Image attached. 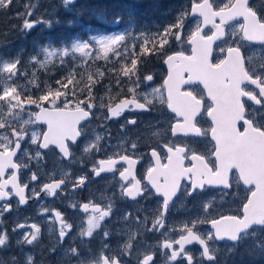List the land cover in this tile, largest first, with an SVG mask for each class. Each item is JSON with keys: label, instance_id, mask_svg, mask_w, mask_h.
I'll use <instances>...</instances> for the list:
<instances>
[{"label": "snow or ice", "instance_id": "obj_1", "mask_svg": "<svg viewBox=\"0 0 264 264\" xmlns=\"http://www.w3.org/2000/svg\"><path fill=\"white\" fill-rule=\"evenodd\" d=\"M60 2L65 10H75L77 15L90 13L103 19L105 10L90 7L87 0L75 9L77 0ZM12 3L13 0H0V11L8 9ZM35 7L29 4L24 13L17 14L23 18L22 32L27 33L41 24L50 28L60 22L39 16L29 19ZM113 22L119 23V20ZM73 23L68 21L69 26ZM126 36H130L131 41ZM141 36L142 39L130 33L94 35L91 41H76L70 48L59 49L37 45L38 51L28 61H23L19 52L9 56L0 50V80L8 82L0 87V202H3L0 203V264H21L15 255L7 258L2 255L12 247L4 215L15 208L18 216L19 206L28 202L25 195L28 181L19 180L18 174L24 169L31 172L33 161L37 168H42L45 155L57 157L50 145L60 153L54 164L63 159H68L70 164L82 162V157L71 147L76 145L93 161L91 172L95 176L118 172L123 182L118 185L120 200L131 199L139 204L138 197L158 198L151 217L147 213L136 215L135 227L125 223L115 231L103 223L106 218L122 223L132 215L129 212L116 215L119 209L115 192L111 197L101 194L106 200L103 208L91 201L82 205L70 202L68 207L91 213L87 218L88 227H81L70 236L72 225L63 220L59 211L42 209V213L52 212L61 221L56 244L49 251L62 252L64 264H156L157 255L163 259V264H227L226 257L242 246V255L251 259L264 258V0H226L222 5L216 0H189L187 5H180L173 23L151 35L141 32ZM170 42L190 46V53L170 52L166 47ZM2 47L0 45V49ZM109 53L112 57L130 60V66L127 62L121 65V72L133 85L128 89L132 96L107 105L108 114L102 116L92 111L95 105L90 87L86 86L87 102L80 100L73 104L67 96L68 91L76 94L78 84L75 68L71 65L89 59L109 61ZM145 53L162 60L168 69L167 77L161 88L146 85L151 88L150 92H137L142 83L137 75L138 60ZM214 53H218L215 60ZM41 54L43 60L38 59ZM53 58L60 65L68 66L67 75L56 80L60 88L52 89L45 84L34 98L31 90L22 88L18 81L24 78L32 83L29 67L46 64L55 67ZM140 62L146 63V60ZM133 76H136L134 81ZM31 77L35 78V73H31ZM144 80L152 81L153 76L148 74ZM116 83L119 85L120 81L117 79ZM70 84L72 89H68ZM193 84L202 85L206 96L198 89L184 88ZM35 87L39 88V83ZM62 96L65 99L58 105ZM154 101H159L162 107L157 108ZM25 105H34L38 111L28 110L25 119ZM99 107L105 105L101 103ZM125 110L157 113L149 122L152 129L149 143L155 142L156 146L150 148L144 184L134 171L145 155L140 151L139 137L130 138L124 134L116 145H108L130 154L113 151L106 159L95 161L96 152L107 151L101 141L110 138L111 131L101 125L105 133L95 132L90 116L108 120L120 117ZM202 114L210 118L209 125L201 122ZM38 123L47 125V131L37 132L34 126ZM129 124L136 125L137 120L126 119L120 125L122 133ZM209 137L214 142L210 148L206 143ZM78 138H82L79 144ZM28 144L35 145V149L22 147ZM40 149H49V152L42 153ZM117 164L121 167L117 168ZM69 177L70 173L66 172L59 180L34 185L30 196L36 199L59 197L68 190ZM85 179L81 176L78 182L73 181L72 190L82 187ZM29 180L37 181L38 174L31 172ZM209 189L215 191L205 197ZM241 189L246 195L239 207L227 213L222 211L231 207ZM13 196L18 197L15 206L9 202ZM196 201L199 208L195 204L188 207ZM174 213L183 214L178 223L176 218H170ZM205 224H210V230L200 228ZM47 231L51 236L55 230L49 226ZM149 232L158 233L160 239L154 244L145 241L144 247H139L136 241ZM17 233L15 245L24 255L23 264H35L33 254L25 253L23 246L40 245L41 227L29 223L28 218L23 222L15 219L12 234ZM66 236L71 241L67 245L64 243ZM97 238L100 241L98 254L92 251V242ZM194 243L201 249L198 257L186 247Z\"/></svg>", "mask_w": 264, "mask_h": 264}, {"label": "flooded vegetation", "instance_id": "obj_2", "mask_svg": "<svg viewBox=\"0 0 264 264\" xmlns=\"http://www.w3.org/2000/svg\"><path fill=\"white\" fill-rule=\"evenodd\" d=\"M224 1H219L216 0L217 4H223ZM189 3V0H125L124 4L120 6V8H126V17L129 19H132V17H137L134 13V11L139 12V16L142 17L143 19L147 18L146 16V11L147 8L150 10L154 11V13L157 16H160L163 14L162 13V8L161 5H166V4H173L174 6V13H172L173 16V22L175 20V17L179 11L180 5L184 4L187 5ZM119 8V9H120ZM111 9V11L115 8H107V10ZM158 18V24L156 25V29L153 31L154 33L157 30H162V28L166 27V24ZM138 21V20H137ZM190 26V25H188ZM187 30V29H185ZM175 31V29H174ZM205 31H209V28H205ZM166 47L169 48L170 52H175V51H180L183 50L185 54L190 53V46L188 45H183L181 46L178 43L175 42H170L169 45H166ZM136 51H139V48H136ZM218 58V53H214L213 55V60ZM113 59V58H112ZM140 60H146V63H141ZM119 61V62H117ZM127 62L130 66V60L125 61L121 60L118 58L116 61H113V64L104 63L102 62L99 67L100 71L96 72H90V75L92 77H98L100 79V82H98V89H94L92 91V96L94 99L92 100L93 104L95 107L92 109L93 112L97 113L98 115H107V105L112 104L114 105L115 103H118L122 99H130L132 96V93L128 91L130 87L133 85L129 81V77L124 76L121 72V69H118L123 63ZM102 67V69H100ZM116 67V68H115ZM138 71L137 75L140 77L142 83L141 87L137 89V92H143V91H148L149 92V87H146V85H150L151 87L157 86L159 88L162 87L164 79L167 77V66L163 64L162 60L157 57L153 56L151 54L145 53L144 56L140 57L138 60ZM113 68V69H112ZM89 74V73H88ZM88 74H85L84 76L87 77ZM148 74H151L153 76L152 81H146L144 80V77ZM102 77V78H101ZM119 77V78H117ZM117 79L120 81V84L118 85L116 83ZM132 80H136V76L132 77ZM100 86V87H99ZM188 88H195L198 89L201 93H203L206 96V93L204 92L203 88L198 85H193L192 87H186L185 89ZM111 89V90H110ZM68 91V90H66ZM81 96H79V99H82L83 101L87 102L89 100L87 90L84 89ZM164 95L166 97L167 93L166 91L164 92ZM65 99V97H61L59 101H57V104L60 105L61 102ZM67 99L72 101L74 104V101L76 100V97L74 98V95L72 94L71 91H68V96ZM103 103L105 105L104 108H100L99 105ZM155 105L157 108L162 107L159 103V101H154ZM209 102L206 100L205 104L207 105ZM84 107V105H81ZM166 107V106H164ZM87 110V109H86ZM157 115L156 112H151V113H146V112H140V111H133L129 112L125 110L123 114L118 117V118H113V119H95V117H91L90 119L93 121V127L95 128V132L104 134L105 133V127H102L101 125H105L108 129L111 131V137L106 138V140L101 141L102 144L105 145L107 148V151H99L96 152L95 155V161L98 162L100 159H106L107 156L112 155L113 151H121V149H115L113 147H109V143L111 145H116L119 141V138L121 135H128L130 138H140V143L142 145L141 150L145 155L143 156V159L140 160L134 168V171L137 175V179H141L142 184L146 183V180L144 179V170L148 166V163L150 162V148L155 147L156 144L155 142L149 143V138H150V133L152 129L149 127V122L153 121L154 117ZM202 120L201 122L207 126L211 123L210 118L206 116V114H202ZM136 119L137 124L136 125H127L126 126V132L122 133L120 125L124 123L126 119ZM198 119H201L198 117ZM84 123V122H83ZM38 125L40 128V133H43L47 129V125ZM94 135L92 136V139H94ZM82 138H78L77 143L79 144L81 142ZM71 145V142H68ZM206 143L209 145V148L211 147V144L214 143L211 141L210 137L206 141ZM24 147V145H22ZM72 149L76 152V154L80 157H82V162L76 163V164H70L68 159H63V160H58V163L52 164L50 166H47L48 170H46L48 175H44L41 171V168H37V166L32 162L31 165V172H36L38 174V180L37 181H30L29 177L31 175V172H29L28 169L22 170L18 176L19 180L21 181H28V188L25 189V195L28 198V202L24 205L19 206V215L17 216V212L14 208L12 212H6L4 215V225L7 228L9 234L11 235L12 239V247L7 251L2 253V255L7 258L9 256L15 255L17 256L20 260L23 259L24 255L20 251V248H18L15 245V240L17 238V234H12V226H13V221L15 219H19L21 222L24 221L25 218H28L29 223H37L41 227L42 231V236H41V244L33 248L32 246H23L24 252H35L38 255L37 259H39L41 256H44L48 259H53L57 260L59 258V255L62 253L59 250L55 253L50 252L49 248L53 245L56 244V239L58 237V230L60 228V223L61 221L57 220L56 217L52 214V212H43L42 209H51L53 212L54 211H59L62 214L63 220L66 221L67 223L72 225V229L69 232V236L72 235L73 233H76L79 228H87V218L91 213H84L80 208H70L68 207V204L70 202H78L80 205L83 203H88L92 202L95 204H99L102 208L104 207V204L106 203L105 199L101 198V194L103 193L105 197H111L112 193L115 192L117 196V209L119 211L116 212L117 216H122L124 212H129L132 215L129 217V220L127 222H122V223H117L113 219L111 222L109 221V218H106L103 223L108 224L109 228L112 231H115L119 228L124 227V224H130L133 227H135V224L133 223L136 215H141L143 216L145 213L151 217V214L153 210L156 208V200L158 199L157 197H150L149 199L145 200L143 198L138 197L137 199L139 200V204L136 202L132 201L131 199H125V200H120L119 199V187L118 185L123 183L120 180L118 172L113 174V173H101L100 176H95L91 172L92 164L93 161L90 160L87 156H85L82 151L77 148L76 145H71ZM127 147V146H126ZM50 149H54L55 152L57 153V157H53L51 154L45 155L43 157V160L41 161L42 165L46 161V158H49L52 160H57L60 153L59 149L50 146ZM42 153H48L49 149L42 150L40 149ZM122 154H130L129 153H123ZM19 155V153H18ZM134 158V157H133ZM187 164L188 161H185ZM53 165L56 166V170L54 172H51L53 168ZM124 167H127V165H123ZM117 168H120L121 165L117 164ZM9 172L12 170L9 169ZM70 173V177L68 178V190L62 194L59 195V197H42L41 199H36L32 198L30 196V191L31 188L34 185H37L42 182H50L51 180H59L61 178V175L63 173ZM81 176H85V183L82 187H78L75 189V191L72 190L71 184L73 181L78 182L79 178ZM64 187V186H62ZM214 189H209L208 192L204 193L205 197L211 196L214 193ZM246 193L241 189L238 193V195L235 197V202L231 203L230 208H224V212L227 213L230 210L234 211L239 207L240 202L244 199ZM18 199V197H11L10 201L14 206L15 202ZM3 203V202H1ZM193 204L196 205L197 208H199V203L197 204L196 202H193ZM192 206V205H191ZM192 208V207H191ZM178 213L171 214L170 217H175ZM210 224H207L209 228ZM49 226L54 228V233L50 236L48 234L47 229ZM201 226V225H200ZM210 230V228H209ZM163 231V230H161ZM153 236V237H152ZM178 238V237H176ZM87 239V238H85ZM118 239V238H117ZM146 240L147 243L151 244L153 239H160L158 233H147L146 235H141V237L137 240ZM70 242L69 238L66 236L64 243L67 245ZM113 244H115V239L113 240ZM100 241L99 239H95L92 242V251L93 253L98 254L100 251ZM178 248V245L175 246ZM59 249V246H57ZM39 249V250H38ZM194 255L198 256V253L201 251V249L198 246L192 245L188 247ZM161 257L157 255L155 257L156 261L161 260ZM127 259V258H126ZM56 264H60L59 262H55Z\"/></svg>", "mask_w": 264, "mask_h": 264}, {"label": "rangeland", "instance_id": "obj_3", "mask_svg": "<svg viewBox=\"0 0 264 264\" xmlns=\"http://www.w3.org/2000/svg\"><path fill=\"white\" fill-rule=\"evenodd\" d=\"M219 1H224V0H219ZM84 2H85V0H80V2H78L76 5H74L73 9L79 8L80 5ZM94 2L95 1L87 0V3L90 7H95L98 11L99 10H105L104 7H102V6H99V5L96 6L94 4ZM124 2H125V0H120L119 5L120 4L123 5ZM29 4H32V3H29ZM55 4L56 3H54L53 0L49 1V5H48L49 11L48 12L49 13L55 12L57 14V16L62 18L63 21L60 23L61 25H59L58 23H54L53 26L49 28V27L41 24V25H38L37 27H35L34 29L28 31L27 33H25V32L21 31L22 24H23V18L17 19V21L20 20V22H21L20 27L17 29V31L20 30V32L15 33L16 35L14 36V38H18L17 41L15 39L14 42L6 44V46H4L0 50L4 51L5 54L9 55V56H15L19 52L21 57H22V60L28 61L29 57L31 55H34L38 51L37 45L47 46V47H49V49L70 48L72 42H76V41L88 42V41H91V37L94 35L95 36H108V35H113V34L130 33L132 36H135L139 39H142L143 37L141 36V32H143L145 35H151L154 33L153 31H150L145 26L144 27L141 26L140 23L137 22L135 19L132 18L131 20L128 21L126 19L124 20V18L122 17V21H119V23H116V26H115L116 30L114 32H111L110 34H105V32L103 30H97V28H91V26L88 25L87 22H85L82 19V17L85 16V17L96 19L97 21L105 24L107 27H110L115 22H113L114 21L113 19L108 18V12L106 10L104 11L103 19H98L96 16H94L90 13H85L83 15H77L75 10L67 11L62 6L59 8H54ZM170 5L171 6L169 8V11H170L169 13L167 12L165 5H161V8H162L161 10L164 11V14L161 15V19L166 24V26L173 23L171 18H173V16H174L172 14V13H174V7L172 4H170ZM42 14H44V13H42ZM33 17H29V19H32ZM125 18H126V16H125ZM45 19H57V18H56V16H53V14H51V15H47ZM69 20L74 21V23L71 26L68 25ZM155 21L156 20H154L153 23ZM126 37H127V39H129L131 41L130 36H126ZM67 40H71V41L68 42ZM131 46H132V42L129 43L130 48H131ZM77 57H78V54H77ZM109 57H111V59L109 61H105L104 59H98V60L89 59L86 62H81L78 64L74 62L71 65V67L75 68V74L79 73L78 75L80 77V82H81L80 86L81 87L84 86L83 89L87 90V87H90L91 92L94 89H98V82H100V79H98V77H92L90 75V71H92V72L100 71L99 67L101 66L100 64L102 62L104 63V65H106V63L113 64V61H116L118 59V57H112L111 53H109ZM38 59L43 60L44 59L43 54H41L38 57ZM53 63H55V67H53L52 64H46L44 67H41L40 65H36L35 67L30 66L28 71L30 74L29 78L32 79V83H29V80H26L24 78H20L18 83H20L22 88H24V87L29 88L31 90L30 94H32L35 98L36 95L40 94V91H41V89L44 88L45 84H47L48 86H50L52 88L49 81L51 80V77L54 76V74L57 76H61L62 78L65 75H67L68 66L60 65L56 61L55 58H53ZM100 69H102V67ZM118 69H121V66ZM31 73H35V78L31 77ZM85 74H88V76L85 77L84 76ZM89 77H91V79H89ZM36 78H38V79H36ZM117 78H119V77H117ZM75 80H76V78H75ZM5 83H8V82L0 80V87H3ZM36 83H39V85H40L39 88L35 87ZM68 86H73V85L70 84ZM153 87L159 88L157 86H153ZM57 88H59V87H57ZM54 89H56V88H54ZM61 90L66 91V89H61ZM150 91H151V88H149V92ZM75 93H76V95H78L80 92L77 89V91H75ZM75 97L76 96L74 95V98ZM76 100H77V98H76ZM78 101H80V100H78ZM74 102H77V101H74ZM24 107H25V112L23 113V115H24L25 119L27 118L28 110L38 111V109H36L34 105H25ZM34 127H35V130L40 133V128L38 127V125H35ZM24 147H29V148L35 149L36 146L28 144V145H24ZM45 160L46 161L44 162L43 167L41 168V171L44 175L47 172L46 170H48L47 166H50L53 164L51 159L46 158ZM33 163L36 165L35 161H33ZM55 170H56V166L53 165V168L49 171L54 172ZM198 203L199 202L197 201V204ZM188 207L189 208L193 207V203L189 204ZM199 207H200V204H199ZM222 211H224V209H222ZM170 218H172V217H170ZM174 218H176V221L178 223L179 219L183 218V214L178 213L177 215H175ZM200 228L204 231L209 230L207 224L201 225ZM171 235L174 237H178L176 233H172ZM145 241H146L145 239L144 240L142 239L140 241H136V244L139 247L143 248ZM157 241H158V239H153L151 244H154ZM69 243H71V241ZM34 251L35 252H31V253L34 256L35 264H56L55 262H59L60 264H64L63 253H61L59 255V258L57 260L48 259L44 256H41L39 259H37L38 255L36 253V250H34ZM243 253H244V247L242 246L237 250V252L235 254L226 257L227 264H264V258L251 259L247 255H242ZM160 259L161 260L156 261V264H163V259L162 258H160ZM23 260H24V257L22 260H20L21 264H23Z\"/></svg>", "mask_w": 264, "mask_h": 264}, {"label": "trees", "instance_id": "obj_4", "mask_svg": "<svg viewBox=\"0 0 264 264\" xmlns=\"http://www.w3.org/2000/svg\"><path fill=\"white\" fill-rule=\"evenodd\" d=\"M17 1H18V5H15L14 3L16 2V0H13L12 5H10L8 9L0 11V45H2L3 47L6 46V44L14 42L15 39L17 41L18 38H14V36L16 35L15 33L20 32V30L17 31V29L20 27V23H21L20 20L17 21V19L22 18L18 16L17 14L25 12L26 6L29 3L36 5L34 12H33V16H34L33 18H35L36 16H39L40 18L45 19L47 15L53 14V12L51 13L48 12L49 11L48 9L49 1H52V0H17ZM92 1H97V0H92ZM98 1L100 2V0ZM53 2L56 3L54 8L61 7L60 0L59 1L53 0ZM119 2L120 0H103V2H100L106 8H109V7L115 8L113 9L114 12H112L111 9L108 10V18H111L113 20L121 19V17L124 18V15L126 14V12H125V9L120 8L122 4L119 5ZM150 11L152 12V10ZM134 12H135V15L138 16V20H140L141 17L138 15L139 12L138 11H134ZM54 16H56V18L60 21V23L63 21L62 18L57 16V14H54ZM86 18H89V17H85V16L82 17V19L84 20H86ZM97 23L98 22L95 20H89L87 22L88 25L92 26L91 28H97V30L105 28L101 26L99 23L98 24ZM61 78H59L57 75H54L51 77V80L49 81V83L51 84L53 89L57 87L60 88V85L56 83V80L61 79ZM75 78H76V81L78 82L75 88V91H77V89L78 90L83 89L84 86L82 87L80 86L81 85L80 77L77 76ZM72 88L73 86H68V89H72ZM79 94H83V92H80Z\"/></svg>", "mask_w": 264, "mask_h": 264}, {"label": "water", "instance_id": "obj_5", "mask_svg": "<svg viewBox=\"0 0 264 264\" xmlns=\"http://www.w3.org/2000/svg\"><path fill=\"white\" fill-rule=\"evenodd\" d=\"M187 86V85H186ZM45 150V149H44ZM1 203V202H0ZM211 227V226H210ZM191 245H197V246H199L198 244H191ZM191 245H186V247L188 248V246H191ZM200 247V246H199Z\"/></svg>", "mask_w": 264, "mask_h": 264}]
</instances>
